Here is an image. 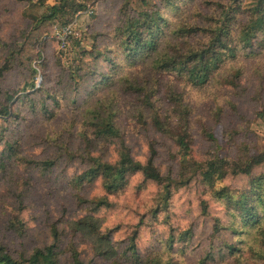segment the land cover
Returning a JSON list of instances; mask_svg holds the SVG:
<instances>
[{
  "label": "rangeland",
  "instance_id": "1",
  "mask_svg": "<svg viewBox=\"0 0 264 264\" xmlns=\"http://www.w3.org/2000/svg\"><path fill=\"white\" fill-rule=\"evenodd\" d=\"M206 1L209 0H176V9L166 11L170 26L175 27L185 22L204 24L200 14L211 12ZM53 2L55 0H47L48 4ZM122 2L123 0H89L88 9L77 14L67 27L59 28L56 23L43 26L28 39L31 24L22 12L37 15L44 8L23 0H0V66L9 49L23 45L28 39L23 54L0 75V102H4L7 94L14 89L30 83L29 63L37 71L34 77L35 87L42 86L46 91L45 93L41 89L31 95L35 102L34 109L29 103L14 101L9 115L0 114V245L5 246L13 256L27 255L34 248L51 242L52 223L66 232L71 220L87 212V205L78 203L77 192L70 182L85 165L79 160L69 162L66 157H61L53 168L40 170L22 164L11 150H6V141L16 146L18 155L33 160L56 157L62 151L59 147L65 142L71 149L78 148L80 141L74 134L76 126L72 124L80 125L78 120L85 104L107 95L115 104L116 123L123 132L132 156L144 161L149 155L152 141L156 149L154 162L161 173H175L173 143L149 125H142L138 121L139 110L142 109L144 113L146 110L142 108L139 97L126 91L121 76L127 75L130 80L147 81L149 86L157 90L156 104L162 106V109L166 107L165 94L170 86L185 93V100L192 109V150L196 158L212 155L217 144L222 147L219 151L221 155H231L226 131L238 128L247 121L249 138L258 151L264 152V123L255 115L260 105L254 100L260 96V102L264 103V51L256 54L241 53L238 59L227 61L220 72L205 85H185L182 80L175 79L174 75L153 70L147 61L124 67L112 76L109 85H102L100 73L106 72L108 65L102 58L95 61L94 56L97 51L110 55L107 51L111 49L117 60H121V54L115 51V28L120 23L119 8ZM165 40L162 39V47ZM74 41H78L85 50H91L90 54L81 55V73L84 72L85 75L77 93L74 92L75 84L68 71L75 62H80L73 52L76 46ZM174 42L173 39L172 43ZM235 68L241 69L242 74L237 80L238 87L232 88L222 83L220 75H228ZM47 93L57 98L61 104L59 109L55 108L56 105L52 103L51 97L46 96ZM72 97H76L74 105L78 110H73ZM42 102L44 106H50L49 109H56V116L50 117L49 113H45L41 109ZM219 109L220 115L216 119L214 113ZM203 128L211 132L216 141L207 139ZM115 146L116 141L108 143V157L111 159L115 158ZM254 170L264 171V165L257 166ZM245 181L244 177L229 176L222 185L242 188ZM156 191L157 187L153 182L142 183L140 174L132 175L121 193L109 196L114 204L113 208H102L95 215L101 220L103 229H114L112 240L116 242L119 251L128 245L130 235L136 230L135 244L140 255L151 248H157L159 240L167 238L170 232L178 234L191 228L192 237L187 252L177 256L176 264H195L208 250L211 216L225 219L223 207L210 199L202 185L195 180L172 194L167 211L153 216L150 209L156 204ZM81 194L90 199L102 195L103 190L100 183L95 182L86 185ZM19 196H22L25 205L22 218L26 228L22 235L7 229V222L13 215ZM201 199L207 200L211 216L202 215ZM64 237L65 235L62 236L63 241ZM75 241L84 264H110L109 260L94 256L88 240L77 237ZM179 244L181 242H175L174 246ZM229 261L232 262L230 258L227 262ZM61 264H69L68 254L61 256ZM215 264H221L219 259Z\"/></svg>",
  "mask_w": 264,
  "mask_h": 264
},
{
  "label": "trees",
  "instance_id": "2",
  "mask_svg": "<svg viewBox=\"0 0 264 264\" xmlns=\"http://www.w3.org/2000/svg\"><path fill=\"white\" fill-rule=\"evenodd\" d=\"M23 1L44 8L37 15L22 12L31 24L28 39L43 26L56 23L59 28L67 27L77 14L88 9L89 3V0H55L52 4H48L47 0ZM205 4L211 7V12L200 14L204 24L185 22L171 27L166 11L176 9V0H123L119 8L120 23L115 28V51L121 54V60H117L111 49L107 51L110 55L97 51L94 56L95 61L102 58L108 65V70L100 73L102 85H109L114 74L139 61L149 62L155 71L174 75L175 79L182 80L185 85H205L220 72L227 61L238 59L241 53H263L264 0H209ZM163 38L166 39L164 47ZM28 39L23 45L9 49L0 66V75L23 54ZM73 44L76 45L73 52L80 62H75L68 71L75 84L74 92L77 93L85 75L81 73V55L90 54L91 50H85L78 41ZM29 70L30 83L14 89L7 94L4 102H0L1 115L10 114L14 101L29 103L35 108L32 96L42 86L35 87L37 71L31 63ZM241 74V69L235 68L230 74L220 76L223 84L235 88L238 87L237 80ZM121 81L126 91L141 99V106L146 110L145 113L139 110L138 121L142 125H149L173 143L175 173H161L154 162L156 149L152 141L149 155L144 161L132 156L123 132L116 123L115 104L107 95L85 104L78 120L80 125L72 124L76 126L74 134L80 141L78 148L71 149L65 142L59 147L62 151L56 157L33 160L18 155L16 146L6 141V150H11L22 164L40 170L53 168L61 157H66L69 162L79 160L84 164L85 167L70 182L77 192L78 203L87 205V212L71 220L66 232L52 223L51 242L34 248L27 255L13 256L5 246L0 245V264H61V256L65 253L69 256V264H84L76 246L77 237L88 240L94 256L107 259L110 264H176L177 256L187 252L192 237L191 228L178 234L170 232L167 238L159 240L157 248H151L140 255L135 244L136 230L130 235L128 245L119 251L116 242L112 240L114 229H103L101 220L95 215L102 208H113L109 196L121 193L128 185L129 178L135 174L142 176V183L150 181L157 187L156 204L150 209L153 216L167 211L172 194L195 180L202 185L210 199L221 204L225 219L211 216L207 200L201 199V213L211 216L212 227L208 250L195 264H215L218 259L221 264H264V171L254 170L264 165V152L258 151L249 138L246 128L248 121L226 131L231 155H221L219 151L222 147L217 144L212 155L198 159L192 150V109L185 100V93L170 86L165 94L166 107L162 109V106L156 104L157 90L149 86L147 81L130 80L127 75L121 76ZM41 91L46 93L43 89ZM49 95L46 94L47 97ZM49 97L56 105L55 108L59 109L61 104L57 98L53 95ZM71 99L73 110H78L74 105L76 97ZM254 100L260 105L255 115L264 123V103L260 102V96ZM49 108L42 102L41 109L49 113L50 117L56 116V109ZM219 115L220 109L214 113L216 119ZM203 134L207 139L216 141L206 128H203ZM111 141L117 144L113 159L108 157V143ZM229 176L244 177V187L222 185ZM95 182L100 183L103 194L85 198L81 194L82 189ZM24 209L22 196H19L13 215L7 222V229L17 235H22L26 228L22 218ZM178 241L181 244L174 246ZM245 255L249 256L245 258ZM228 258L232 262H227Z\"/></svg>",
  "mask_w": 264,
  "mask_h": 264
}]
</instances>
